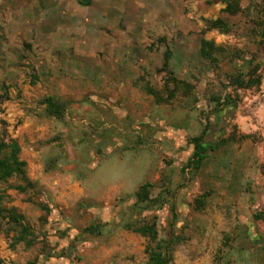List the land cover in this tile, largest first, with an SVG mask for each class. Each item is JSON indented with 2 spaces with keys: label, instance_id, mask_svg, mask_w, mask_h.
Instances as JSON below:
<instances>
[{
  "label": "rangeland",
  "instance_id": "374dc122",
  "mask_svg": "<svg viewBox=\"0 0 264 264\" xmlns=\"http://www.w3.org/2000/svg\"><path fill=\"white\" fill-rule=\"evenodd\" d=\"M11 141L2 264H264V0H0Z\"/></svg>",
  "mask_w": 264,
  "mask_h": 264
},
{
  "label": "trees",
  "instance_id": "16d2710c",
  "mask_svg": "<svg viewBox=\"0 0 264 264\" xmlns=\"http://www.w3.org/2000/svg\"><path fill=\"white\" fill-rule=\"evenodd\" d=\"M214 27L218 23H213ZM207 45V44H205ZM47 111L50 115L57 114V106L53 99H47ZM199 147V146H198ZM197 147V148H198ZM20 147L16 141H11L9 144L0 143V183L8 180L13 176L26 177L25 173V163L21 162L19 159ZM197 155V154H196ZM202 159V156H199ZM145 235H150V230L148 228L142 230ZM173 244L171 242H165L162 250L155 249L150 254V264H171V249ZM0 264L2 262L0 261Z\"/></svg>",
  "mask_w": 264,
  "mask_h": 264
}]
</instances>
